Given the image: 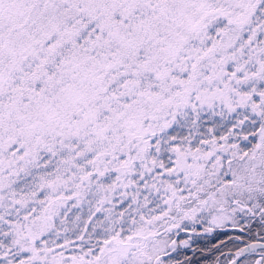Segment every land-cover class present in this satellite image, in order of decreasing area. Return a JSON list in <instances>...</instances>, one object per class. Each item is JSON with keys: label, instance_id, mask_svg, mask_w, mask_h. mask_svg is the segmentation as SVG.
Here are the masks:
<instances>
[{"label": "snow or ice", "instance_id": "snow-or-ice-1", "mask_svg": "<svg viewBox=\"0 0 264 264\" xmlns=\"http://www.w3.org/2000/svg\"><path fill=\"white\" fill-rule=\"evenodd\" d=\"M0 264H264V0H0Z\"/></svg>", "mask_w": 264, "mask_h": 264}]
</instances>
